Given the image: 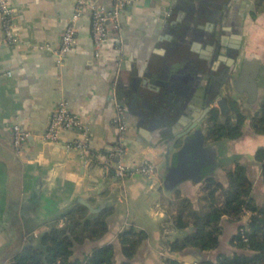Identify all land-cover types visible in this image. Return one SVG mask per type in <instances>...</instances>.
I'll return each mask as SVG.
<instances>
[{"label":"crops","instance_id":"0c3cea01","mask_svg":"<svg viewBox=\"0 0 264 264\" xmlns=\"http://www.w3.org/2000/svg\"><path fill=\"white\" fill-rule=\"evenodd\" d=\"M75 1L9 0L13 33L21 42L6 45L0 35V264L9 262L27 242L52 226H61L64 216L76 206H84L82 202L96 210H88L90 213L109 208L112 214L104 236L77 246L73 258L112 244L115 264H178L196 260L190 249L177 252L171 248L177 233L171 227L169 204L178 194L198 209L205 178L182 182L167 191L163 187L164 169L181 145L184 126H193L197 121L196 128L206 137L205 146L215 147L210 152L214 170L207 177H214L227 187L226 170L235 164L243 166L252 183L253 203L264 207V182L256 159L257 152L264 150V135L256 134L248 121L264 102V29L251 21L250 0H132L120 12L119 49L111 35L99 56H94L90 14L86 11L77 24L75 45L58 66L53 50L59 46ZM85 1L100 4L106 10L112 6L110 0ZM232 2L235 7L231 8L228 25L221 32L213 30L210 18L205 17L213 11L210 4ZM193 3L206 13L203 17L201 13H188L187 6ZM167 8L171 9L172 18L165 22L156 20ZM236 27L239 33L234 31ZM207 28L214 33V43L201 35ZM221 40L224 52L233 48L235 40L239 41L238 63L246 58L260 61L256 102L248 103L245 91L235 92L231 79L221 85L220 95L227 100L225 114L215 104L206 111V103L198 100L210 95L212 79L219 72L208 67L215 64L221 69L229 60L226 55L212 52ZM237 72L238 65L232 79ZM160 84H174L168 108L173 105L176 110H184L187 120L183 124L172 123L165 135L156 136L139 123L137 115L159 109L152 98L162 92ZM113 93L129 125L119 145L120 160L129 167L123 182L113 177V171L103 168L108 153L119 144V133L113 124ZM62 100L89 128V147L95 155L90 166H84L79 154L65 147L80 138L76 131L60 132L54 143L43 141L49 118ZM231 102H236L247 117L242 136L212 141L206 130L213 123L212 116H229L233 121ZM15 122L31 134L17 152L12 144ZM144 161L155 166L149 178L135 169ZM250 216L251 212L245 211L237 221L222 217L219 246L202 253L203 259L215 261L219 254L239 253L230 241ZM128 228L147 235L129 259L118 244L119 233Z\"/></svg>","mask_w":264,"mask_h":264},{"label":"trees","instance_id":"16d2710c","mask_svg":"<svg viewBox=\"0 0 264 264\" xmlns=\"http://www.w3.org/2000/svg\"><path fill=\"white\" fill-rule=\"evenodd\" d=\"M258 1L260 3L263 0ZM230 109L234 115L233 121L228 116L222 123L213 114V123L206 129L212 141L236 140L242 136L247 117L240 112L236 102L230 103ZM248 121L256 134L264 135V102ZM256 159L264 182V150L257 152ZM225 173L227 187L218 183L214 177L204 179L198 209L187 199L175 194L174 201L169 204L171 227L177 233L171 248L177 252L190 249L197 256L214 251L219 246L222 217L237 221L245 211H249V221L238 227L230 241L240 250L239 253L219 254L215 261L199 260L206 264H264V207L259 208L253 203L250 196L252 183L243 166L235 164ZM111 214L109 208L90 213L84 206H76L64 216L61 226H52L32 242H27L6 264H115L112 244L96 247L81 258H73L77 246L86 241L96 242L104 236ZM146 238L143 231L133 228L119 233L118 244L123 256L131 258ZM168 264L177 263L168 261Z\"/></svg>","mask_w":264,"mask_h":264},{"label":"built area","instance_id":"2783aa9c","mask_svg":"<svg viewBox=\"0 0 264 264\" xmlns=\"http://www.w3.org/2000/svg\"><path fill=\"white\" fill-rule=\"evenodd\" d=\"M111 8L106 10L100 4H88L85 0H76L74 4L73 14L68 19L60 37L59 46L53 50L56 64L60 66L68 54L73 48L76 42L77 24L83 14L88 11L90 14V26H91V41L93 46V54L98 57L100 50L108 43L109 37L113 35L115 38V45L119 49L122 42V29L120 24V12L131 4L132 0H110ZM171 9L167 8L161 11V14L157 15L155 19L162 18L164 21L170 17ZM12 8L9 0H0V35L1 42L6 45L15 46L21 42V40L13 33V18ZM45 49H48L46 46ZM112 104L115 111L113 124L116 127L119 137L118 146L113 148L108 153L106 161L103 164V168L113 171V177L123 182L127 176L129 167L120 160V153L122 152L119 147L120 143L124 140L123 134L127 128L126 115L124 113L122 105L119 103L114 93L112 94ZM17 121V118H16ZM62 131H76L80 138L67 143L65 146L68 151L77 152L79 154L80 161L84 166H90L95 161V155L89 147V128L85 122H83L77 115L72 114L67 107L65 101H60L56 109L51 114L45 133L43 135V141L46 143H54L57 141L60 132ZM13 133V149L17 152L22 144L31 134L23 130L18 122H15L12 126ZM118 157V161L115 158ZM155 166L149 162H141L137 165L136 172L149 178ZM178 264H206L200 260H193L191 262H181Z\"/></svg>","mask_w":264,"mask_h":264},{"label":"water","instance_id":"95a60500","mask_svg":"<svg viewBox=\"0 0 264 264\" xmlns=\"http://www.w3.org/2000/svg\"><path fill=\"white\" fill-rule=\"evenodd\" d=\"M158 21L164 22L162 18H159ZM238 49V47L233 48L235 51ZM221 55H227V53L222 51ZM237 63V57L232 58L230 67L220 76L221 79L218 77L215 79L213 78V82L216 80L219 82L218 87L215 88L214 92L210 93L207 98H198L199 101H204V103H206V111L211 109L209 108V105L215 104L222 114L227 112V100L221 97L219 88L220 84H223L226 77L228 78L231 74V70L236 65H238V72L235 78L232 79V76L229 77V79L232 80L234 91L240 94L245 91L248 96L247 102L250 104L256 102L258 96L257 78L260 71V61L256 58H246L238 64ZM171 82H173V80H171ZM173 85L160 84L162 92H160L155 98H152L156 105H160L157 111L154 113H152V111H146L137 115L139 123L145 127H149V132L156 136L165 135L168 126L172 123L176 122L177 124H183V122L187 120L186 112L184 110L182 112L176 110L177 108L175 109L173 105L170 109L168 108L171 104L172 94L175 92ZM156 92H159V90H156ZM184 103L185 102H182V105ZM187 107L189 109L190 106ZM155 113L158 114L155 115ZM190 125L184 126V130L181 134V136H183L181 145L176 148L175 152L172 154V159L169 165L165 166L163 187L167 191L175 189L182 182L188 180L200 182L214 170V161H211L212 156L210 155V152L212 151L211 149H215V147L213 146L212 148L205 146L206 137L200 128H196L197 121L195 122V125ZM127 126L129 125L127 124ZM191 130H193V132L190 134L189 132ZM172 145H174V143ZM115 161H118V157L115 158ZM82 204L90 212L96 211L87 203L82 202ZM197 253H199V250H197ZM191 254L198 258V260L203 259L202 256H197L195 251H191Z\"/></svg>","mask_w":264,"mask_h":264},{"label":"flooded vegetation","instance_id":"af4514ba","mask_svg":"<svg viewBox=\"0 0 264 264\" xmlns=\"http://www.w3.org/2000/svg\"><path fill=\"white\" fill-rule=\"evenodd\" d=\"M196 5L197 4L194 5V3L188 5L187 6L188 13H190V14L195 13V12H196V14L197 13H201V17H203V15L206 14V13L201 11V9H199ZM210 6L213 7V11L212 12L209 11L210 13H208V15L206 14L205 17L208 18V19L210 18V21L213 23V30H215L217 32H219V31L221 32V29L225 28L228 25V23H229V17L233 14V12L231 11V8L235 7V3L234 2H232V3H218L216 5H214V4L211 5L210 4ZM172 14L173 13L171 11L170 17L167 18L165 21H169L172 18ZM234 31L236 33H239L240 29L238 27H236ZM212 33H213V31L209 32V30L207 28V30L201 35H204V39H206V38L209 39L210 38L211 42L213 41L212 43H214V40H212V38H211V35H213L212 37H214V33L213 34ZM220 44H217L215 46V48H214V51H212L214 53V55H216V54H217V56L221 55V52H222V48H221L222 40H221ZM234 47H238L239 48V41L235 40V44L233 45V48ZM233 48L226 52L227 53L226 56H228V59H229L227 61V65H225L221 69L215 67L216 66L215 64L211 65V67H208L209 69H212V70H218L219 69L218 70L219 72L217 73V75L213 77L214 79L217 78V77L220 78V76L224 73V71L230 67V63H231L232 58L237 57V60H238L239 49L235 51V50H233ZM232 68H233V66H232ZM234 69H235V66L231 70V74L228 76V78L226 77L225 80L229 79V77L232 76V72H233ZM225 80H224V82H225ZM212 82H213V79H212ZM218 84H219V82L217 80L212 83V85L210 87V93L214 92L215 88L218 87ZM203 86L206 87V84H204V82H203ZM220 87H221V84H220ZM221 118H223V117H221ZM223 119H225V118H223Z\"/></svg>","mask_w":264,"mask_h":264},{"label":"rangeland","instance_id":"374dc122","mask_svg":"<svg viewBox=\"0 0 264 264\" xmlns=\"http://www.w3.org/2000/svg\"><path fill=\"white\" fill-rule=\"evenodd\" d=\"M250 18L255 25L260 26L262 29H264V0L259 3L258 0H250ZM221 122L223 123L225 119H221Z\"/></svg>","mask_w":264,"mask_h":264}]
</instances>
